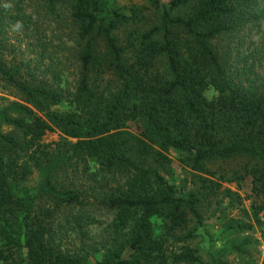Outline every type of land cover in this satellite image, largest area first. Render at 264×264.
<instances>
[{
    "label": "trees",
    "instance_id": "16d2710c",
    "mask_svg": "<svg viewBox=\"0 0 264 264\" xmlns=\"http://www.w3.org/2000/svg\"><path fill=\"white\" fill-rule=\"evenodd\" d=\"M261 26L264 0H0V264L244 254L192 243L221 182L264 214Z\"/></svg>",
    "mask_w": 264,
    "mask_h": 264
},
{
    "label": "rangeland",
    "instance_id": "374dc122",
    "mask_svg": "<svg viewBox=\"0 0 264 264\" xmlns=\"http://www.w3.org/2000/svg\"><path fill=\"white\" fill-rule=\"evenodd\" d=\"M117 1L119 4L141 3V0ZM252 33H256V31H252ZM263 33L264 26H261L259 33L257 35H252L253 39L257 40ZM260 73L264 74V70ZM10 99L12 98L10 97ZM59 136L60 133L58 131L50 132L47 133L44 140L54 141L57 140ZM221 188H229L240 195V202L238 201L236 205L227 208L221 215H217L215 212V199H206L203 206L206 225L203 232H201L199 237L192 243V246L201 247V249L199 248L200 252L205 254L207 248L211 250V247L222 248L232 243L239 244L242 241H246L243 245V249L246 251L244 254L233 251L225 255L228 264H262L264 261V239L262 237L264 231L263 212L258 215V220H256L250 208V202L244 199L243 192L236 188L235 183L221 182ZM219 197H221V195ZM234 197H237V195ZM91 217L94 222L88 228L89 234L97 243H102L101 234L103 226L113 218V214L101 210L93 213ZM228 222H240L247 227L239 232H230L226 230ZM75 243L78 245V240Z\"/></svg>",
    "mask_w": 264,
    "mask_h": 264
}]
</instances>
